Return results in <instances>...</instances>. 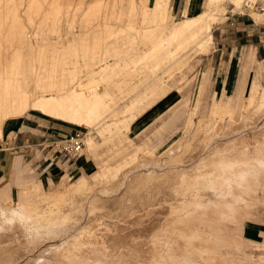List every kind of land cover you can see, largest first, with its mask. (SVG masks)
Wrapping results in <instances>:
<instances>
[{
  "label": "bare ground",
  "instance_id": "obj_1",
  "mask_svg": "<svg viewBox=\"0 0 264 264\" xmlns=\"http://www.w3.org/2000/svg\"><path fill=\"white\" fill-rule=\"evenodd\" d=\"M111 1L115 6L116 0ZM222 1L225 0H208L206 10L196 16L190 15L188 10L183 11V18L175 22L172 20L173 15L169 16L167 13L169 0H153L151 5L148 4V0H129L131 4L129 14L121 12L117 19L120 21L126 16L127 31L143 37L145 45L149 46L142 50V53L133 54L128 60L115 59L113 64L101 65L98 70H90L88 72L90 79L85 85L68 88L63 81L54 82L52 80L45 87L36 85L35 90L29 91L25 85L22 87L18 85L15 80H12L13 78L8 81L4 79L5 81L0 83V137L1 125H3L1 124L2 117L5 119L19 117L28 110L86 129L98 124L102 120L103 112L108 110L112 98L108 92V85L102 86L98 82L109 83L112 80L108 81L104 79L105 77L121 76L122 74H124L123 77L131 78L141 69L138 67L139 64H144V68L148 70L145 84L139 88L138 85H129L128 79H125L122 83L126 85L115 86L119 94L125 90H130L132 93L128 97L132 101L121 114H131V111L140 104L141 96H144L145 92V96H163L166 89L155 67L161 65L164 60L170 59L174 51L192 48H196L200 52L206 51L212 42L211 26L215 22L212 12L219 2L223 3ZM53 2L55 3V1ZM138 2H141L139 7L137 6ZM231 2L236 7H240L242 5L240 2L243 1L231 0ZM102 3L100 2V5L103 6ZM105 4L106 8L108 5ZM100 5L99 7H101ZM3 9L5 12V8ZM8 9L14 10H11L12 7ZM239 10L241 9L239 8ZM222 12L220 11V13ZM8 13L6 17H4L5 15L3 17L8 18L7 16L10 14ZM136 13L141 15V29L134 26ZM17 14L16 11L13 13L10 26L20 29L21 34L18 30V34H16L18 37L20 35L23 44L25 32L22 31V23ZM0 16L2 17V15ZM6 23L4 26H7ZM167 24L170 26L167 27ZM10 26L9 28H11ZM104 26L114 28V24L109 22L104 23ZM113 35L115 38L116 35ZM18 37L16 38L18 39ZM81 43L83 44V42ZM36 52L38 53V51ZM37 61L39 60L37 59ZM92 61L94 60L92 59ZM75 80L73 76V81ZM95 83L97 84L90 85ZM55 91H57L56 94ZM39 92L43 94L37 95ZM262 98H264V93H262L261 101ZM144 99L145 97L142 100ZM254 99V96L251 95L248 104L252 105ZM254 118L255 115H248L242 123L254 121ZM125 123H127L126 119L124 121L116 118L102 127L99 134L103 136L109 133L110 135L118 128L125 126ZM198 135L196 131L193 138L202 136L200 134L198 137ZM261 135L264 136V133ZM205 138H207L206 135ZM255 138L253 137V139ZM244 142L245 137L240 136L214 148L207 157L200 159V162L190 170L176 168L161 174L154 172L144 177H134L127 182L121 196L105 200L97 196H93L89 200V196L94 191L109 193L119 190L124 181L121 174L135 163L137 155L131 156L117 167L111 168L105 165L97 170L94 176L97 182L93 188H90L86 179L78 178L76 183L71 184L72 187H68L66 183L62 182L51 187V193L48 196H42L40 192L43 187L35 184L26 189L25 203L16 205V208L0 207V218L4 223L18 222L29 228L32 227L38 232L41 230L53 232L56 228L67 229V227L75 226L85 217V224L78 229L77 233L56 246L58 254L68 264H114L117 260L122 262V260L135 259H141L139 264H253L248 261L230 260L226 254L220 252L222 248L239 247L240 245L235 243V239L224 238L225 232L241 231L239 228H230L227 221L243 218L244 211L255 210L252 208L260 204L264 205V197L259 196V192L264 191V149L257 148L255 151L253 150L254 152L249 153ZM94 144L92 138L87 140L86 145L89 149L93 148ZM145 157L146 160L152 158V153L147 152ZM90 184L93 185V183ZM37 194L40 195V202L44 204V208H40V210L33 206L32 201ZM86 203L87 206L84 208ZM208 213L218 215V218L209 217ZM156 219L163 221L156 222V224L151 222ZM135 239H140L141 244ZM258 244L255 246L257 249L259 248ZM261 247L264 250V245ZM60 261L62 260L60 259ZM255 264H264V257H257Z\"/></svg>",
  "mask_w": 264,
  "mask_h": 264
},
{
  "label": "rangeland",
  "instance_id": "obj_2",
  "mask_svg": "<svg viewBox=\"0 0 264 264\" xmlns=\"http://www.w3.org/2000/svg\"><path fill=\"white\" fill-rule=\"evenodd\" d=\"M11 1L0 0V15H2V17L0 16V24H2L0 25V83L1 81L4 82L5 80L8 81V79L13 78L12 80H15L18 85L21 87L25 85L29 91L35 90L36 85L45 87L52 80L54 82L63 81L68 88L85 85L90 79V74H88L90 70H98L101 65L113 64L115 59L128 60L133 54H140L142 50L149 46L147 44L145 45V40L142 39L143 37L135 35L134 32L127 31L125 27L127 20L126 16L120 21L117 19L118 14L121 12L125 14L130 12L129 7L131 4L129 0H116L115 6L114 2L111 0H53L55 3L52 0ZM98 2L99 4H97ZM100 2H103L102 4L104 7L100 5ZM104 2L108 5L106 7L107 9L105 8L106 4ZM222 2L223 3L219 2L220 4L218 3V6L212 12L215 16V22L212 24V35L214 38L213 43L209 45L206 51L200 52V50L196 48L174 51L170 59H167V61L164 60L162 62L163 64L161 63V65L155 67L166 89L163 96H145V92L143 93L144 96L140 95L142 99L144 97L145 99H141V105L139 104L137 106L138 109L132 110L131 114H121L132 101V99L128 98L132 93L130 90H125L123 93L119 94L115 86L126 85L122 83V81L128 79L127 83L129 85H138L140 88L145 84V77L148 74V70L144 68V64H139L138 67L141 69L131 78L129 76L123 77L124 74H122L121 76L105 77L104 79L108 81L112 80L109 83L102 81L101 83L100 81L98 82L99 85L102 86L108 85V92L112 96L108 110L103 112L101 116L102 120L98 124L87 129L85 127L75 126L76 130L74 132V135H78L83 143L82 153L77 160L86 162L88 172L82 174L77 171H72L71 173H66L65 176L52 180L50 183L43 182V185L39 184L43 187L40 195L48 196L53 186L62 182L66 183L68 187H72L78 178L86 179L90 188H93L96 185L95 182H97L94 177L97 170H100L105 165L111 168L117 167L133 155H137L135 163L131 164L130 167L125 169L121 174L122 178L124 177L122 187L115 192L109 193L94 191L90 194L89 200L93 196L100 197L104 200L115 196H121L127 182L134 177H144L154 172L156 174H161L167 170L176 168H188V170H190L194 165L200 162V159L207 157L211 153V150L240 136L245 137L244 143L249 153L254 152L257 148L264 149V136L261 135L264 133V103H262L264 98H262L261 101L262 93H264V84L256 83L258 84V90L253 95L255 99L252 105L248 104L251 88L247 92H241L240 94L243 96V100L235 101L233 107H231L228 101H226L231 97L214 90L211 76L206 72L210 69L209 64L206 62V58L211 55V52L217 47L219 42H230L233 36L231 33L233 22L227 21L226 23V15L248 18L256 24L264 23V16H261V14L255 11L246 13L242 5L240 6L242 2L239 4L240 7L233 5L231 0ZM151 3L152 2H148L149 5H151ZM55 4L57 5L56 7ZM137 4L139 7L141 2ZM99 5L101 7H99ZM183 6L184 3L173 2L171 0L167 13L169 16L173 15V21L177 22L183 18ZM10 7H12L11 10L15 7L19 8H17L18 10H14L16 13L18 12L17 15L22 23V31L25 32V35L23 34V36H25L23 44L20 35L19 37L17 35L18 31L19 34H21L20 29H14V27L10 26L13 13L15 12L14 10L10 11L8 9ZM3 8H5V12ZM239 8L241 10H239ZM204 9L205 4L202 10ZM220 11L223 12L220 13ZM7 13L9 14L7 16L8 18H4ZM111 13L112 15H110ZM3 15L5 16L3 17ZM140 16L141 15L137 14L135 18L136 21H134V26L138 29L142 27L140 24ZM4 21L5 23L7 22V26H4ZM106 22L114 24V28H107L104 26ZM226 25L231 26L229 28L230 30H225L221 33L219 29H216ZM1 26L5 28H1ZM9 26L11 28H9ZM166 26L169 27L170 24ZM7 28L8 30H6ZM9 29H13L12 31L14 33ZM111 33L112 35L110 36ZM113 34L116 35L115 38ZM221 35H223L222 41H220ZM16 37H18V39ZM16 40L18 41L16 42ZM81 42H83V44ZM112 50L114 51L112 52ZM36 51H38V53ZM183 53H185L184 56ZM91 54H94L95 57ZM37 59L39 61L36 62ZM92 59L94 61H92ZM246 59L247 67L244 69V72H248L250 66L257 65L258 69L254 76L251 75V79L255 81L256 79L264 77V70L259 67L262 66L264 62L260 65L256 64V61L251 60L249 57H246ZM61 74L64 75L62 76ZM73 76L74 80L76 76L75 81H73ZM53 77L54 79H52ZM138 78L139 80H137ZM27 80L28 83H26ZM118 80L119 82H117ZM96 84L97 83L90 85ZM54 93L56 94L57 91ZM38 94L43 93L39 92L37 95ZM167 95L168 98L165 107H169V109L148 129L136 133L132 129L131 123L146 112L148 108ZM27 113L40 115L31 110H28ZM248 115H255L256 119L254 118V121L256 122L254 123V121H251L242 123ZM123 117L127 118L123 119ZM116 118H120L124 121L126 119L127 123H125V126L110 133V135L109 133L103 136L99 134L102 127H105L107 123H110ZM4 120L5 117H2V122ZM196 131L202 136L199 137L198 135L199 138H193V134ZM205 135L207 138H205ZM253 137L256 138L253 139ZM89 138H92L95 143L91 149L86 145ZM149 150H154V152ZM147 152L152 153V158L146 160L145 154ZM89 182L93 183V185ZM19 189L20 187L12 196H0V207L16 208L15 203L19 198ZM40 195L37 194L32 199L34 203L33 206L37 207L39 210L40 208H44V204L40 202ZM259 196L264 197V191H260ZM86 206L87 203L84 205V208H86ZM252 209L255 210L250 209L244 211L243 218L240 217L227 221L229 226H231L230 228L241 229L240 232H225L224 238L235 239V243L240 244L239 247L230 246L231 248L225 247L220 250V252L226 254L230 260L248 261L249 263L255 264L257 257H264L262 256L264 255V250H262L261 247V245H264L262 244L264 243L262 242L264 241V235L256 237L252 240L253 242L245 236L244 231L248 222L253 223V225L256 224L257 227L264 228V205L260 204ZM207 215L212 218H218V215H213L211 213ZM156 220H151V222L153 221L156 224V222L161 223L163 221ZM83 224H85V217L79 224L67 227V229L56 228L53 232H48L46 230L38 232L32 227L29 228L18 222H14L13 224L4 223L0 218V264L67 263L58 254L56 246L76 234ZM135 240H138L136 241L138 243L140 242V239ZM256 244L259 245L258 249L255 247L257 246ZM59 258L62 261H60ZM135 260H122V262H120L121 260H117L116 262L118 264H131L132 262L133 264H139L141 259H137V262ZM116 262H114V264H117Z\"/></svg>",
  "mask_w": 264,
  "mask_h": 264
},
{
  "label": "crops",
  "instance_id": "obj_3",
  "mask_svg": "<svg viewBox=\"0 0 264 264\" xmlns=\"http://www.w3.org/2000/svg\"><path fill=\"white\" fill-rule=\"evenodd\" d=\"M148 1L152 2L153 0ZM172 1L184 3L182 11L188 10L194 16L206 10L208 2V0ZM169 4H171V0H169ZM204 4L205 9L202 10ZM225 21L226 23L227 21L233 22L232 27L226 25L216 29H219L222 33L225 30H230L231 27L233 36L230 42H219L211 55L206 58V62L210 67L206 72L211 76L214 90L231 97L226 101L233 107L235 101L243 100L241 92H247L252 88L250 98L258 90V84H264V77L255 81L251 79V75L254 76L258 69L257 65L250 66V70L244 72L247 67L246 57L256 61V64L261 65L264 62V23L256 24L248 18L232 15H226ZM211 38L212 44L214 38L212 26ZM222 39L223 35H221L220 41ZM259 67L264 70V64ZM167 98L168 95L157 101L134 120L131 123L132 129L136 133H140L154 124L169 109V107H165ZM2 124L0 137V196H12L20 187L16 205L25 202L26 189L35 184L50 183L52 180L65 176L66 173L72 171L82 174L88 172L86 162L77 160L78 158L74 160L63 159L52 148V142L56 137L75 134L76 127L74 125L27 112L19 115V117L7 118ZM149 151L154 152V150ZM244 232L249 240H254L256 237L264 235V228L248 222Z\"/></svg>",
  "mask_w": 264,
  "mask_h": 264
},
{
  "label": "built area",
  "instance_id": "obj_4",
  "mask_svg": "<svg viewBox=\"0 0 264 264\" xmlns=\"http://www.w3.org/2000/svg\"><path fill=\"white\" fill-rule=\"evenodd\" d=\"M242 8L246 13L255 11L264 14V0H243ZM52 148L63 159L74 160L82 153L83 143L78 135L56 137L52 142Z\"/></svg>",
  "mask_w": 264,
  "mask_h": 264
}]
</instances>
